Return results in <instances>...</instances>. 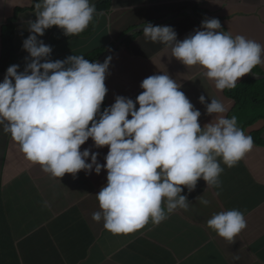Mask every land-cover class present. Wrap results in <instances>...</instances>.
I'll return each mask as SVG.
<instances>
[{"label":"clouds","instance_id":"obj_1","mask_svg":"<svg viewBox=\"0 0 264 264\" xmlns=\"http://www.w3.org/2000/svg\"><path fill=\"white\" fill-rule=\"evenodd\" d=\"M190 1L145 0L155 8L118 39L116 33L128 27L115 18L133 9L128 0H38L37 19L28 22L30 35L23 40L28 54L14 46L7 72L0 70V129L52 178L106 170L107 183L96 195L101 211L92 218L103 219L113 234L133 233L149 222L159 225L178 209L188 211L184 188L192 192L200 180L204 190L219 189L221 174L244 163L261 131L253 128L258 120L242 121L234 96L245 84L238 81L241 77L264 80L263 74L255 77L262 71L257 66L264 64V45L233 37L219 19L185 8ZM165 5H173L168 15L159 10ZM194 19L203 30L179 40L173 28ZM104 20L109 28L102 35ZM53 26L68 37L82 33L107 43V49L91 54L94 58L52 61V47L38 36ZM141 35L153 47L170 49V57L187 67L203 68L209 80L177 82L170 75H152L140 84L143 92L135 101L108 92L112 57ZM3 54L4 46L0 62ZM25 62L23 71L14 65ZM90 138L96 148H109L105 164L98 162V152L81 151ZM197 200L210 204L203 196ZM207 224L229 242L247 227L238 209L214 214Z\"/></svg>","mask_w":264,"mask_h":264},{"label":"crops","instance_id":"obj_2","mask_svg":"<svg viewBox=\"0 0 264 264\" xmlns=\"http://www.w3.org/2000/svg\"><path fill=\"white\" fill-rule=\"evenodd\" d=\"M36 2L0 0V60L4 28L13 23L18 39L20 30L28 29V22L37 19ZM128 5L133 9L115 18L127 27L139 26L149 9L155 8L145 0H128ZM172 6L159 10L168 15ZM185 8L200 9L198 14L205 19H219L224 31L233 37L242 35L264 45V0H191ZM103 23L102 35L109 28L108 20ZM52 28L57 41L45 43L53 49L52 61L72 55L94 58L91 54L107 49V43L90 41L82 33L68 37L59 27ZM173 29L179 40L203 30L195 19ZM130 30L128 27L116 36L120 39ZM130 43L132 47L112 57L105 81L108 92L135 101L143 92L140 84L152 75H170L177 82L195 77L209 80L203 68L187 67L170 57V49L153 47L144 35ZM27 62L14 65L23 71ZM257 67L264 75V64ZM255 74L256 78L262 75ZM238 81L245 83L234 96L240 117L246 124L258 120L253 128L261 129L253 141V153L238 167L221 174L219 189L204 190L200 180L192 192L185 187L182 194L188 197V211L178 209L159 225L149 222L133 233L113 234L104 228L103 219L96 222L92 218L94 212L101 211L96 195L107 183L106 170L52 178L0 129V264H264V80L247 74ZM136 86L140 87L138 94ZM85 148L98 152V162L106 163L107 146L98 149L90 138L81 151ZM199 196L210 204L202 205ZM232 209L244 214L247 227L229 242L219 238L207 221Z\"/></svg>","mask_w":264,"mask_h":264},{"label":"trees","instance_id":"obj_3","mask_svg":"<svg viewBox=\"0 0 264 264\" xmlns=\"http://www.w3.org/2000/svg\"><path fill=\"white\" fill-rule=\"evenodd\" d=\"M13 37H16V33L13 27V23H10V25L4 29V36H3L4 54H3L2 61L0 62V70L4 72H7V66L13 59V55H12V49L14 47ZM259 70L260 69L257 68V71ZM103 108L105 107L102 106V110Z\"/></svg>","mask_w":264,"mask_h":264},{"label":"rangeland","instance_id":"obj_4","mask_svg":"<svg viewBox=\"0 0 264 264\" xmlns=\"http://www.w3.org/2000/svg\"><path fill=\"white\" fill-rule=\"evenodd\" d=\"M29 35H30V32L28 29H21L18 34V39L16 37H13L14 46L17 45L18 51L23 54L27 53V51L23 49V40L26 39ZM38 39L43 40L44 43H47V44L54 43V41H57V40H54V29L53 28L47 29L45 31V34L41 38H38ZM259 74H263V71H259ZM263 103H264V100H263Z\"/></svg>","mask_w":264,"mask_h":264},{"label":"water","instance_id":"obj_5","mask_svg":"<svg viewBox=\"0 0 264 264\" xmlns=\"http://www.w3.org/2000/svg\"><path fill=\"white\" fill-rule=\"evenodd\" d=\"M5 77V74H1ZM262 78H264V76H262ZM0 81H3V78H0Z\"/></svg>","mask_w":264,"mask_h":264}]
</instances>
